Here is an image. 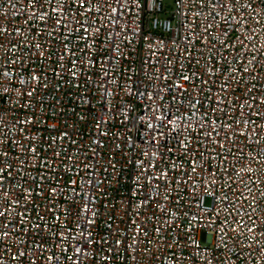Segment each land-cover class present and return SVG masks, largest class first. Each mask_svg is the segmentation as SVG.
<instances>
[{
  "label": "built area",
  "instance_id": "1",
  "mask_svg": "<svg viewBox=\"0 0 264 264\" xmlns=\"http://www.w3.org/2000/svg\"><path fill=\"white\" fill-rule=\"evenodd\" d=\"M0 264H264V0H0Z\"/></svg>",
  "mask_w": 264,
  "mask_h": 264
},
{
  "label": "rangeland",
  "instance_id": "2",
  "mask_svg": "<svg viewBox=\"0 0 264 264\" xmlns=\"http://www.w3.org/2000/svg\"><path fill=\"white\" fill-rule=\"evenodd\" d=\"M206 204H209V201L208 200H206Z\"/></svg>",
  "mask_w": 264,
  "mask_h": 264
}]
</instances>
